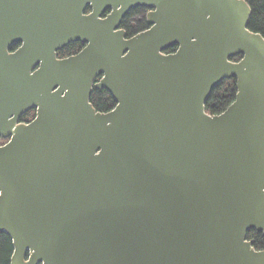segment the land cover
I'll return each instance as SVG.
<instances>
[{
    "label": "water",
    "instance_id": "obj_1",
    "mask_svg": "<svg viewBox=\"0 0 264 264\" xmlns=\"http://www.w3.org/2000/svg\"><path fill=\"white\" fill-rule=\"evenodd\" d=\"M138 6L151 27L128 36ZM251 15L247 0H0L11 264H264L248 239L264 235V34ZM74 42L85 47L59 58ZM228 78L236 99L212 115ZM94 89L116 106L98 111Z\"/></svg>",
    "mask_w": 264,
    "mask_h": 264
},
{
    "label": "trees",
    "instance_id": "obj_2",
    "mask_svg": "<svg viewBox=\"0 0 264 264\" xmlns=\"http://www.w3.org/2000/svg\"><path fill=\"white\" fill-rule=\"evenodd\" d=\"M252 8L249 29L254 32L264 34V0H247ZM122 27L126 29L129 36L145 30L148 27L145 19V9L141 6L133 8L123 19ZM82 47L81 42H74L59 51L62 55H70L78 52ZM177 47L170 48L167 52L176 51ZM241 57H236L233 60H238ZM236 78H228L217 86L211 93L207 103L206 110L210 114H220L225 111L230 104L234 102L237 94ZM91 102L98 111L107 112L116 106V101L112 95L105 89H94L91 97ZM35 110H29L23 115L22 121H30L34 118ZM6 140L1 139L0 142ZM250 236H254L261 241L264 240L262 234L256 235L254 230L250 232ZM14 246L12 238L5 232H0V264H11V257Z\"/></svg>",
    "mask_w": 264,
    "mask_h": 264
},
{
    "label": "flooded vegetation",
    "instance_id": "obj_3",
    "mask_svg": "<svg viewBox=\"0 0 264 264\" xmlns=\"http://www.w3.org/2000/svg\"><path fill=\"white\" fill-rule=\"evenodd\" d=\"M142 7V6H141ZM144 9H145V19H146V21H147V14H148V12L151 10L150 8H148V7H143ZM90 12H92V8L90 7V6H88L87 7V10H86V13H90ZM108 13H109V11H108ZM105 16V15H104ZM123 22V21H122ZM147 24H148V27L146 28V29H148V28H150L151 26H150V24L148 23V21H147ZM121 27H122V23H121ZM123 28V27H122ZM145 29V30H146ZM126 30V29H125ZM142 31H144V30H142ZM141 32V31H140ZM129 36V35H128ZM85 47V44H83L82 43V47L80 48V50L78 51V52H80L83 48ZM13 49H16L15 47L13 48ZM78 52H76V53H74V54H77ZM74 54H66L65 56L64 55H62V54H60L59 52H58V57H60V58H65V57H69V56H71V55H74ZM35 113H36V111H35ZM31 120V119H30ZM252 230H254V232H255V234L256 235H258V234H262V236L264 237V235H263V233L262 232H257L255 229H252ZM251 230V231H252ZM251 231H249L248 232V239L249 240H253V246H254V248L257 250V251H261V250H264V240H262L261 239V241L259 240V239H257L256 237H252V236H250V232Z\"/></svg>",
    "mask_w": 264,
    "mask_h": 264
}]
</instances>
